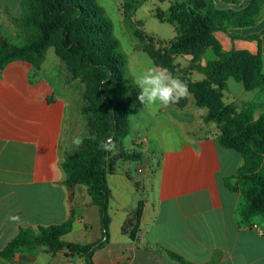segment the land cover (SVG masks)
<instances>
[{
  "label": "crops",
  "instance_id": "1",
  "mask_svg": "<svg viewBox=\"0 0 264 264\" xmlns=\"http://www.w3.org/2000/svg\"><path fill=\"white\" fill-rule=\"evenodd\" d=\"M122 2L105 0L100 6L106 14L107 5L114 3L125 25ZM160 2L169 3L166 11L158 9L168 19L171 6L186 0ZM248 2L220 0L216 6L240 9ZM23 3L0 0V26L20 19ZM213 37L224 53H261L264 65V0L253 26L215 31ZM128 38L129 48L121 52L126 57L131 133L137 136L132 148L125 147L140 152L147 168L139 170L137 181L121 169L128 161H119L116 171L108 174L110 240L94 253V264H181L172 255L190 264H264V220L258 216L244 221V195L226 187L246 165L244 155L221 145L219 127L205 120L208 109L196 105L188 89L179 103L167 108L138 101L135 81L156 64L135 35ZM176 59L178 64L180 59L187 65L192 61L191 56ZM217 59L209 47L197 65L206 67ZM64 75L65 67L55 53H48L39 69L16 60L0 70V250L23 228L41 235L40 228L63 226L71 216L73 228L64 241L89 244L101 239L100 211L89 189L79 184L70 190L66 185L64 164L77 153L71 141L84 136L85 123L82 87L66 84ZM192 75L202 79L196 71ZM223 100L254 120L264 113V88L246 90L233 77L226 81ZM132 117H138L136 126ZM140 202L139 231L132 239L123 227ZM10 264H85V260L67 250L51 253L41 246L16 255Z\"/></svg>",
  "mask_w": 264,
  "mask_h": 264
},
{
  "label": "trees",
  "instance_id": "2",
  "mask_svg": "<svg viewBox=\"0 0 264 264\" xmlns=\"http://www.w3.org/2000/svg\"><path fill=\"white\" fill-rule=\"evenodd\" d=\"M218 1L186 0L182 5L171 6L168 19L157 11L155 15L159 20L181 27L165 53L156 52L152 39H149L151 37L139 31V27L143 26L141 21H135V36L141 43L150 42L145 45V51L156 65L167 68L172 74L175 69L173 56H192L195 65L207 48L212 47L215 51L218 59L200 68L206 79L187 84V89L196 105L208 109L205 120L214 121L219 126L221 145L242 153L246 159L240 173L226 182L230 191H241L246 199L242 212L244 221L258 216L264 220V158L260 157L264 153V113L254 120L252 115L238 113L223 100L229 77L242 82L246 90L264 88L261 53H224L213 37L215 31L229 32L253 26L260 13L261 0H248V6L240 9L218 8ZM136 4L138 2L134 1L124 7L126 17H135ZM20 19L31 34L20 45L0 38V70L16 60L39 69L48 48L53 45L54 34L58 32L56 54L75 76H81L86 81V113L89 116L90 136L96 139L85 138L80 151L66 160L64 169L66 185L70 190L79 184L89 189L93 204L99 207L102 236L89 244L64 241V237L72 231L73 216L63 226L40 228L41 235L23 228L0 250V264H10L16 255L41 246L51 253L67 250L71 255L84 258L85 264H94V253L103 249L110 240V189L107 176L116 171L119 161L142 160L140 152L125 147V139L131 133L132 114L127 99L126 57L114 37L112 22L96 0H25ZM108 137L116 142L117 152L101 150L100 142ZM142 210L143 203L140 202L123 227L124 233L132 239L139 231ZM172 257L181 264H190L176 255Z\"/></svg>",
  "mask_w": 264,
  "mask_h": 264
},
{
  "label": "rangeland",
  "instance_id": "3",
  "mask_svg": "<svg viewBox=\"0 0 264 264\" xmlns=\"http://www.w3.org/2000/svg\"><path fill=\"white\" fill-rule=\"evenodd\" d=\"M98 4H105V0H96ZM122 7H127L128 5L132 4L134 1H137L138 4H136V10H135V18L132 19L130 17L126 18L125 25L123 24V18L119 15L117 8L115 4L109 3L106 8V16L109 20H111L113 26H114V37L120 42L121 48L120 50H126L129 48V43L127 39L129 34L135 35V30L137 29V25L134 23V21H141L143 23V26L139 27V31H142L147 35V37H151L149 39H152V45L155 48V51H159V53H165V49H168L169 43L172 42L171 40L176 39L178 34L181 31V27L175 26L167 21L161 22L156 16L155 13L158 11V9L162 11H166V7L168 6L167 3H162L160 0H122ZM178 2V1H177ZM25 4V0H24ZM28 5V3H26ZM164 4V5H163ZM131 13V12H130ZM31 34L28 31V29L24 26L22 19H16L11 21H4V24L0 26V38L2 40H6L10 43L14 44H24L27 39H29V35ZM136 37V36H135ZM31 38V36H30ZM59 39V33L56 32L53 36V45L48 48L46 55L48 53H55L56 49L55 45H57ZM174 41V40H173ZM141 43V42H140ZM149 45L150 42H142L141 45L144 49L145 45ZM145 50V49H144ZM57 55V54H56ZM203 55V54H202ZM180 56H188V55H176L173 56L174 60V66L175 69L172 71L173 76L181 80L186 86L189 83H196V82H202L206 79V76L204 73L200 70V68H203L201 65H197V62L195 65L191 61L189 65L186 64V62L182 59H180V62L178 64L177 59ZM57 57L61 60V58L57 55ZM192 57V56H191ZM46 58V57H45ZM64 67H65V75H64V82L66 84H73L76 85L77 88L82 87V115L84 118V136L88 137L91 135V128L89 125V116L86 113V107L88 105V102L85 99V93H86V81L81 76H75L72 72V70L68 69V66L66 63L61 60ZM64 70V69H63ZM192 71H196L199 73L201 80H198L194 78L192 75ZM59 72V71H58ZM63 71H60V76L62 77ZM63 83V82H62ZM195 102V101H194ZM239 113V112H238ZM138 117H132V124L133 126H136ZM218 126V125H217ZM219 127V126H218ZM135 129V128H134ZM137 131V130H135ZM220 131V129H219ZM137 136L136 132L130 133V135L125 139V146L127 148H132V142ZM147 145L146 143L144 144ZM146 149V147H144ZM81 147L77 149V152H79ZM132 150V149H129ZM264 154V153H263ZM260 154V157L263 159L264 155ZM147 165L145 162L141 161H128L127 163H124L121 165V169H126L131 176L133 177L134 181H137L139 178L140 171L144 170L146 171ZM139 171V172H138ZM261 217V216H260ZM263 219V218H262Z\"/></svg>",
  "mask_w": 264,
  "mask_h": 264
},
{
  "label": "clouds",
  "instance_id": "4",
  "mask_svg": "<svg viewBox=\"0 0 264 264\" xmlns=\"http://www.w3.org/2000/svg\"><path fill=\"white\" fill-rule=\"evenodd\" d=\"M136 86L140 89L137 96L138 101L143 105L159 104L162 107H169L179 103L180 99L187 95V86L174 77L167 68L152 65L147 68L135 81ZM95 140V136H75L71 143L75 149H79L84 139ZM102 151L115 153L118 151L116 142L108 137L100 142ZM12 220L18 221V216L11 217Z\"/></svg>",
  "mask_w": 264,
  "mask_h": 264
}]
</instances>
